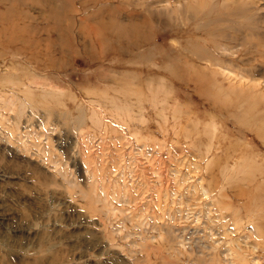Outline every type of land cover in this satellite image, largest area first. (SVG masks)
Returning <instances> with one entry per match:
<instances>
[{
	"label": "rangeland",
	"instance_id": "1",
	"mask_svg": "<svg viewBox=\"0 0 264 264\" xmlns=\"http://www.w3.org/2000/svg\"><path fill=\"white\" fill-rule=\"evenodd\" d=\"M197 2L161 4L145 61L0 56V264H264V118L211 105L259 83L264 111V0Z\"/></svg>",
	"mask_w": 264,
	"mask_h": 264
},
{
	"label": "bare ground",
	"instance_id": "2",
	"mask_svg": "<svg viewBox=\"0 0 264 264\" xmlns=\"http://www.w3.org/2000/svg\"><path fill=\"white\" fill-rule=\"evenodd\" d=\"M197 1L183 4L180 3L182 0H0V56L24 54L30 61L43 60L45 64L55 65L63 55L89 52L92 57L102 60L103 48L114 42L121 55L130 54L136 61H145L150 56L136 50L139 46H144L145 32L152 25V20L162 15L163 12L159 11L161 4L165 2L169 5L168 9L179 10L176 20L199 17L197 5L200 2ZM131 4L133 7H128ZM89 7L92 9L87 13ZM34 8L38 9L37 12ZM82 10L87 11L83 13ZM231 18L229 15L216 20L222 24L225 19ZM255 23L257 33L264 36L263 22L257 20ZM226 27L229 26L222 25L220 28ZM215 40L219 38H214L213 42ZM219 45L220 42H217L216 46ZM260 46L258 51L264 52V40ZM165 67L171 68V65L166 64ZM183 79L188 84L201 83L198 78H192L193 82L187 80L186 75ZM258 86L259 83L250 85L249 92L237 93L230 97L233 100L215 95L211 105L216 113L240 116V120L246 114L248 122L260 121L264 118V111L259 109V97H262V93ZM258 135L263 137L264 133ZM261 139L264 141V138ZM257 212L262 213L260 207ZM237 228L238 226H234L228 229L229 233L236 234L229 241L234 242L237 247L257 249L260 242L240 239V236L237 237ZM213 246L223 245L219 239Z\"/></svg>",
	"mask_w": 264,
	"mask_h": 264
}]
</instances>
